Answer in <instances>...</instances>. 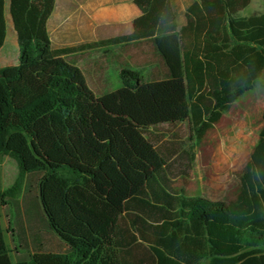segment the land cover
<instances>
[{
  "label": "trees",
  "instance_id": "obj_1",
  "mask_svg": "<svg viewBox=\"0 0 264 264\" xmlns=\"http://www.w3.org/2000/svg\"><path fill=\"white\" fill-rule=\"evenodd\" d=\"M201 1L204 15L178 29L169 0H134L143 13L134 33L98 45L148 40L158 65L146 75L122 67V87L100 93L66 57L86 47H52L55 0H10L19 65L0 66V155L16 159L20 176L0 202L43 174V216L67 250L40 246L17 264H264V116L238 202L176 189L195 153L154 132L190 122L201 144L264 86V13L240 17L250 0ZM8 29L0 0V50ZM0 264H13L1 214Z\"/></svg>",
  "mask_w": 264,
  "mask_h": 264
},
{
  "label": "rangeland",
  "instance_id": "obj_2",
  "mask_svg": "<svg viewBox=\"0 0 264 264\" xmlns=\"http://www.w3.org/2000/svg\"><path fill=\"white\" fill-rule=\"evenodd\" d=\"M10 0H6L8 17V36L2 50L1 62L4 67L19 65L17 34L9 14ZM5 52H9L6 58ZM9 64L5 65L4 59ZM113 69V68H112ZM109 91L122 87L121 81L110 72ZM146 75V74H145ZM264 82V74L262 76ZM264 116V86L248 92L237 101L225 115L217 129L211 131L208 142L197 144L190 122L177 127L163 125L154 132L195 153V160H186L183 168L190 165V177L177 176L175 187L187 196L207 194L217 200L238 202L241 200L240 174L250 159L254 146L250 143L258 137ZM241 135V137L239 136ZM182 163V161H181ZM178 173V170L176 172ZM20 176V167L10 155H0V189L6 191L14 186ZM43 174H32L25 178L21 193L7 199L8 204L0 202L1 222L13 264L30 260L39 247L50 252H66L47 225L38 199V183ZM196 194V195H195ZM202 264H206L203 261Z\"/></svg>",
  "mask_w": 264,
  "mask_h": 264
},
{
  "label": "crops",
  "instance_id": "obj_3",
  "mask_svg": "<svg viewBox=\"0 0 264 264\" xmlns=\"http://www.w3.org/2000/svg\"><path fill=\"white\" fill-rule=\"evenodd\" d=\"M169 1L175 14L178 29L186 26L190 18H201L204 15L201 0ZM263 13L264 0H250L249 6L240 11L238 15L240 17H250ZM142 14L134 0H55V8L48 19L47 29L52 47L56 50L86 47L66 57L74 61L83 70L92 88L100 93H105L109 91L111 70H114L115 76L119 78L122 67H129L132 70H140L144 74H148L151 68L158 65L155 60L158 52L153 44H151V48H146L145 42L148 40L135 41L129 44L98 45L114 38L132 35L134 33V22ZM5 44L0 50V66L2 68H7L1 62L2 50ZM89 46H92V48H88ZM5 55L6 58L10 56L9 52H5ZM6 58L4 59L5 65L9 64ZM219 124L213 130L217 129ZM211 131L203 140L204 142H208ZM239 136L241 137L240 134ZM258 140L259 134L258 137L253 138V142L250 144L255 146ZM203 196L215 200L207 194ZM204 261L209 264L208 260Z\"/></svg>",
  "mask_w": 264,
  "mask_h": 264
}]
</instances>
